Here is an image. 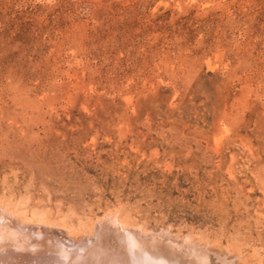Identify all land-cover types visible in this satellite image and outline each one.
<instances>
[{"label":"rangeland","instance_id":"1","mask_svg":"<svg viewBox=\"0 0 264 264\" xmlns=\"http://www.w3.org/2000/svg\"><path fill=\"white\" fill-rule=\"evenodd\" d=\"M9 213L37 249L92 237L40 264L156 238L264 264V0H0V246L22 250Z\"/></svg>","mask_w":264,"mask_h":264},{"label":"bare ground","instance_id":"2","mask_svg":"<svg viewBox=\"0 0 264 264\" xmlns=\"http://www.w3.org/2000/svg\"><path fill=\"white\" fill-rule=\"evenodd\" d=\"M6 211V210H5ZM4 214V213H3ZM2 214V215H3ZM8 215V214H7ZM7 215H5V216H7ZM18 215H15V213H14V215H11L10 213H9V218H8V220H10L9 221V223L11 222L12 223V225H13V227L16 229V230H18V232L20 231V233H17V231H16V237L14 238L15 239V241L16 240H18V246H22L23 247V249H24V246H26L27 247V249L29 250L30 249V251H26V250H19L17 247H16V245H14L13 243H11L10 241H1L2 243H1V246H0V264H23L24 262H30V263H33V258H34V256H38V257H40V258H44L43 260H37V261H34L36 264H40V262H42V261H44V260H46V258L48 257L47 256V253H49V251L52 249L53 250V252L52 253H54L55 255H54V257H53V259L56 261V260H61V259H66V260H68L69 259V256H71L70 255V252L66 249H64V248H73V249H80V247H76L74 244L75 243H80V242H84V241H86V240H90V239H92V237L90 238L89 237V235H88V237H84V238H74V237H72V235H65V233H61V236L60 237H58L59 239H57V240H53L52 242H53V244L51 245V247H50V250H48V249H46V247L45 248H41L40 249V247L37 249V248H35V243L36 242H38V240H36V236H34V237H31V235H32V231L30 232V233H25L24 231V228H23V226L21 225V223H22V221L17 217ZM2 219H3V216H2ZM5 219V218H4ZM8 220H6V221H8ZM24 220V219H23ZM1 221H3V220H1ZM104 221V220H103ZM106 221V220H105ZM116 221V220H115ZM115 221L113 220V224L115 223ZM27 222V221H26ZM101 222V221H100ZM100 222H99V224H100ZM107 222V221H106ZM2 223V222H1ZM10 223V224H11ZM102 223V222H101ZM108 223V222H107ZM3 224V223H2ZM2 224H1V226H2ZM6 224V223H5ZM4 224V225H5ZM38 224V223H37ZM40 224H42L41 222H40ZM50 224V223H49ZM103 224V223H102ZM109 224V223H108ZM111 224V223H110ZM109 224V225H110ZM29 225H31V224H29ZM43 225V224H42ZM47 225V224H46ZM101 225V224H100ZM99 225V226H100ZM109 225H108V227H109ZM112 225V224H111ZM110 225V226H111ZM10 226V225H9ZM41 226V225H40ZM39 226V227H40ZM45 226V225H44ZM54 226V225H53ZM98 226V227H99ZM103 226V225H102ZM102 226H100V227H102ZM114 226V228L116 227V225L114 224L113 225ZM125 226V225H124ZM6 228L7 226L5 225V226H3V228ZM50 227H51V224H50ZM49 226H48V228H50ZM125 227H127V226H125ZM124 227V229L126 230V228ZM33 228V227H32ZM36 228H38L37 227V225H36ZM46 228V227H45ZM51 228H53V227H51ZM50 228V229H51ZM60 228V227H59ZM95 228H97V227H95ZM130 228H132V227H130ZM28 229V228H27ZM34 229V228H33ZM33 229H31V230H33ZM41 229V228H40ZM49 229V230H50ZM54 229V228H53ZM56 229V228H55ZM101 229V228H100ZM104 229V228H103ZM116 229H118V228H116ZM127 229H129V228H127ZM132 229H134V228H132ZM2 230V229H1ZM4 230V229H3ZM39 230V229H38ZM37 230V231H38ZM48 230V229H47ZM110 230V229H109ZM111 230H112V228H111ZM114 230V229H113ZM119 230V233L120 232H122L123 233V231H120V229H118ZM130 230V229H129ZM129 230H127L128 232H129V234H131V231H129ZM5 231H7V229L5 230ZM36 231V232H37ZM93 231V230H92ZM91 231V232H92ZM134 231H136V230H134ZM138 231V230H137ZM1 232V231H0ZM35 232V231H34ZM35 232V233H36ZM46 232V231H45ZM90 232V233H91ZM94 232V231H93ZM92 232V233H93ZM116 232H118V231H116ZM128 232H126V233H128ZM139 233H141V237H142V234L144 233H142V231L140 232V230L138 231ZM138 232H137V234H138ZM3 233V232H2ZM6 233V232H5ZM48 233V232H47ZM50 233V232H49ZM55 233H58V231L56 230V232ZM112 233V232H111ZM114 233V232H113ZM85 234H87V233H85ZM128 234V235H129ZM134 234V233H133ZM136 234V233H135ZM145 234V233H144ZM144 234H143V236H144ZM151 234V233H150ZM163 234V233H162ZM12 235V234H11ZM10 235V236H11ZM14 235V234H13ZM12 235V236H13ZM44 235V234H43ZM57 235V234H56ZM95 235H96V233H95ZM99 235V234H98ZM97 235V236H98ZM103 235H105V233L103 234ZM112 235V234H111ZM117 235L118 236H120L118 233H117ZM117 235L116 236H114V240L116 239H119V238H117ZM127 235V234H126ZM125 235V236H126ZM139 235V234H138ZM146 235V234H145ZM147 235H149V233H147ZM155 235H157V234H155ZM158 235H159V233H158ZM157 235V236H158ZM166 235V234H165ZM46 236V235H45ZM92 236H93V234H92ZM100 236H102V235H100ZM124 236V235H123ZM124 236V237H125ZM134 236V235H133ZM152 236V235H151ZM9 237V236H8ZM46 237H48V236H46ZM104 237V236H103ZM107 237V236H106ZM111 237V236H110ZM116 237V238H115ZM150 237V236H149ZM161 237H163L162 235H161ZM171 237V236H170ZM6 238V237H5ZM11 238V237H10ZM10 238H8V239H10ZM102 238V237H101ZM108 238V237H107ZM123 238V237H122ZM126 238V237H125ZM131 238H132V236L130 237V240H131ZM143 238H145V237H143ZM156 238V237H155ZM164 238H165V236H164ZM166 238H167V235H166ZM168 238H169V236H168ZM111 239H112V237H111ZM128 238H126V240H127ZM133 239V238H132ZM134 239H136V237L134 238ZM139 239V238H138ZM146 239H148V238H146ZM153 239V238H152ZM152 239H150V241L152 240ZM157 239V238H156ZM156 239H154L155 240V243H151V242H145V243H138V244H134V246L135 247H130L129 248V246H127L128 248H126V249H124V250H126L125 252H123L122 250H119V249H117V247L118 246H121L122 244H120V243H114V242H112L111 243V247L109 246V247H102L103 246V244H102V246L101 247H98L97 245V242H96V248L97 249H95L93 252L91 251V252H88L87 253V255L86 256H83V257H81L80 255V257L81 258H79L80 260H82L81 262H83L85 259H88V258H91L92 259V261H94V263L95 264H116V262L118 263V262H121V264H215V260L217 259H214V260H211V259H206V256H204L205 257V259L203 258V259H198L197 257H196V259H195V255L194 256H189V255H182V254H178L177 252H175V249H174V251L172 252L171 250H172V248H171V250L168 248V247H161V245H160V243L159 242H161L162 240H158L157 242H156ZM163 239V238H162ZM172 239H174L173 237H172ZM172 239H171V241H172ZM176 239V238H175ZM174 239V240H175ZM40 240V239H39ZM48 240V239H47ZM88 240V241H89ZM96 240H97V238H96ZM95 240V241H96ZM105 240H106V238H105ZM108 240L109 239H107V242H108ZM130 240H129V242L128 243H130ZM137 240V239H136ZM180 240V239H179ZM44 241H45V239H44ZM113 241V240H112ZM134 241V240H133ZM132 241V242H133ZM141 241V240H140ZM148 241V240H147ZM153 241V240H152ZM170 241V242H171ZM178 241V240H177ZM176 241V242H177ZM51 242V241H50ZM101 242H103V239H102V241H100V243ZM107 242H104V243H107ZM121 242V241H120ZM127 242V241H126ZM165 242V241H164ZM180 242H181V240H180ZM20 243V244H19ZM49 243V242H48ZM100 243H99V245H100ZM124 243V242H123ZM168 243V242H167ZM182 243H184L183 242V240H182ZM186 243V242H185ZM188 243V242H187ZM40 244V243H39ZM44 244V243H43ZM86 244V243H85ZM91 243H89V245H90ZM131 244V243H130ZM175 244V243H174ZM178 244H179V242H178ZM181 244V243H180ZM190 245H191V243H189ZM189 244H188V247H189ZM195 244V243H194ZM193 244V245H194ZM37 245V244H36ZM42 245V244H41ZM83 245V244H82ZM87 245V244H86ZM116 245H118V246H116ZM124 245V244H123ZM121 246V247H124V246ZM171 245V244H170ZM50 246V245H49ZM115 246V247H114ZM126 246V245H125ZM167 246H169V245H167ZM176 246H177V244H176ZM183 246V245H182ZM186 246H187V244H186ZM199 246H201V245H199ZM38 247V246H37ZM89 247V246H88ZM181 247V246H180ZM193 247H197V246H193ZM201 247H203V246H201ZM173 248H175V246L173 245ZM199 248V247H198ZM204 248V247H203ZM203 248H201V251H202V249ZM123 249V248H122ZM205 249V248H204ZM203 249V250H204ZM70 250V249H69ZM197 250V249H196ZM200 250V249H199ZM199 250H197V251H199ZM69 253H68V252ZM73 250H71V252H72ZM207 251V250H206ZM210 251V250H209ZM79 253H80V251H78ZM83 252V251H82ZM188 252V251H187ZM196 252V251H195ZM190 253V252H189ZM78 254V253H77ZM194 254V253H193ZM210 254V253H209ZM213 254V253H212ZM212 254H211V256H212ZM220 254V253H219ZM83 255V254H82ZM208 255V254H207ZM215 255V254H214ZM222 255V254H221ZM221 255H220V258H221ZM216 256V255H215ZM218 256V255H217ZM209 257V256H208ZM225 257V256H224ZM223 257V258H224ZM71 258V257H70ZM213 258V257H212ZM222 259V258H221ZM80 260H78V261H80ZM226 260V259H225ZM225 260L223 259L222 261H224L225 262ZM228 260V259H227ZM226 260V261H227ZM233 260V259H232ZM76 262H78L77 260H75ZM74 261V262H75ZM86 261V260H85ZM84 261V262H85ZM215 261V262H214ZM221 260H219V262H220ZM234 261V260H233ZM233 261H231L232 263H230V264H233L234 262ZM54 262V261H53ZM57 262V261H56ZM55 262V263H56ZM66 262V261H65ZM65 262H63V264L65 263ZM75 262V263H76ZM34 263V264H35ZM45 263V262H44ZM54 263V264H55ZM58 263V262H57ZM62 263V262H61ZM67 263V262H66ZM65 263V264H66ZM85 263H87V262H85ZM49 264V263H48ZM71 264V263H70ZM74 264V263H73ZM78 264H80V263H78ZM82 264V263H81ZM90 264V263H89ZM224 264V263H223Z\"/></svg>","mask_w":264,"mask_h":264}]
</instances>
